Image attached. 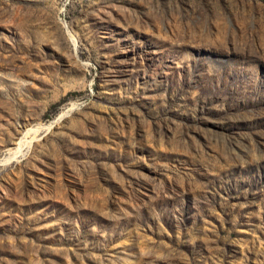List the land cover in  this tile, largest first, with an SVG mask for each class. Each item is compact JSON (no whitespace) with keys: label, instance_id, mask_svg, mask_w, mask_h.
Instances as JSON below:
<instances>
[{"label":"rangeland","instance_id":"obj_1","mask_svg":"<svg viewBox=\"0 0 264 264\" xmlns=\"http://www.w3.org/2000/svg\"><path fill=\"white\" fill-rule=\"evenodd\" d=\"M0 264H264V0H0Z\"/></svg>","mask_w":264,"mask_h":264},{"label":"bare ground","instance_id":"obj_2","mask_svg":"<svg viewBox=\"0 0 264 264\" xmlns=\"http://www.w3.org/2000/svg\"><path fill=\"white\" fill-rule=\"evenodd\" d=\"M34 139L33 138H31V140L29 141H25V139L24 140H20L19 141V147L17 148L18 150H23L25 147V145H27V147H28V145L30 146V144H31V142L33 141ZM24 147V148H23Z\"/></svg>","mask_w":264,"mask_h":264}]
</instances>
